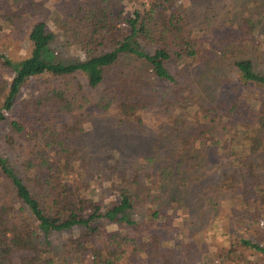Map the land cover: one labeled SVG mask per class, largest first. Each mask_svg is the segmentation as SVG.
<instances>
[{"label":"trees","instance_id":"obj_1","mask_svg":"<svg viewBox=\"0 0 264 264\" xmlns=\"http://www.w3.org/2000/svg\"><path fill=\"white\" fill-rule=\"evenodd\" d=\"M132 1L86 0L68 10L75 21L71 37L83 53L73 62L51 51L56 35L46 21L32 25L26 59L14 61L0 50V66L11 74L0 130L12 129L3 137L11 153L0 152V264H71L53 254L50 235L63 232L66 252L91 264H129L128 252L144 264H179L167 253L164 230L182 201L230 192L246 216L264 215V74L247 56L256 50L258 29L247 16L219 47L201 8L166 18L156 4L126 12ZM123 58L146 65L147 76L122 73L117 86L102 89ZM172 64L180 69L173 73ZM224 66L235 69L237 84L217 78ZM44 76L51 83L27 102L32 111L7 118L24 87ZM154 78L174 87L161 101ZM242 84L259 91L244 95ZM110 110L119 125L134 130L140 148L139 161L121 179L119 199L105 203L84 196L70 177L81 168L84 124L109 120L103 113ZM240 245L264 255L251 238H240ZM241 255L235 243L217 259L231 264Z\"/></svg>","mask_w":264,"mask_h":264},{"label":"rangeland","instance_id":"obj_2","mask_svg":"<svg viewBox=\"0 0 264 264\" xmlns=\"http://www.w3.org/2000/svg\"><path fill=\"white\" fill-rule=\"evenodd\" d=\"M85 2L86 0H0V50L14 61L26 59L32 51L28 39L32 25L38 21H46L56 35L50 48L53 54L60 56L65 62L83 58L78 42L71 37V33H74L72 29L75 28V21L68 10ZM154 4H156L157 13L160 15L164 13L166 18L174 12L177 15L188 17L196 12L197 8H201L203 11L199 13V17L207 13L206 22L215 28V32L212 31L210 35L215 39V45L218 44L219 47L222 46L218 41L227 39L230 34L234 35L241 22H244L248 16L247 18L251 20L255 29H258V33L256 44H254L256 50L248 51L247 56L254 60L256 69L264 74L262 57L264 55L260 59L257 57L258 52H264V0H174V2L133 0L125 3V10L128 13L139 9L143 11L150 9ZM65 25L68 26L67 30L63 27ZM121 26L124 30H128L126 23ZM228 26L231 27L229 31ZM141 46L144 47L143 43ZM177 69L180 67L172 64V72L174 73ZM122 73L129 77L134 73L143 76L148 74L147 66L140 61L123 58L120 65L112 72L110 77L112 79L102 89H112L117 86L119 83L117 84L116 80L123 79ZM217 78L219 80L229 78L233 83H238L236 82L237 72L228 66L220 69ZM78 80L77 78L75 83ZM10 81V72L0 66V111L3 110L6 88ZM79 81L83 83L85 89H89L85 79L81 78ZM153 82L160 101L163 96L170 95L174 89L172 84L166 80L154 78ZM50 83L46 76L31 80L19 95L14 112L6 113L7 118L11 119L16 116L15 113L18 110L32 111L30 104ZM53 84H55L54 81ZM232 86L233 84L224 89L229 90ZM239 91L245 95L257 93L259 88L255 86L249 88L242 84ZM29 101L32 102L29 104L27 103ZM103 114L110 119L101 118L94 123L92 121L84 124L83 127L87 134L83 138L84 147L80 154L81 168L70 178L81 183L80 189L84 196L100 198L105 203H110L119 199L118 187L126 185L125 182H121V179L126 171H130V166L136 165L139 161L140 147L137 140L132 137L135 134L134 130L129 125H119L114 110ZM8 133H12V129L3 124L0 130V152L6 155L11 153L9 148L3 144V137ZM128 137L133 140H129ZM70 178H64L61 181L66 183ZM149 187L152 188L151 185ZM181 203L182 205L177 206L173 223L164 230L167 253L176 256L175 261L179 264H221L217 259L218 253L223 249L228 251L229 247L235 243L238 252L242 255L231 264H264V255L251 253L250 249L240 245V238H251L264 246V215L260 214L258 221L246 216L236 205L230 192H221L215 197L213 195L206 198L199 194L192 203L187 200ZM183 208L187 211L184 212ZM186 215L187 217L189 215L187 222L185 221ZM179 222L183 224L179 226ZM67 237L66 232L50 235L53 254L60 260L67 258L71 264H91L90 259L78 256L68 249L67 251L72 255L66 252L63 244ZM39 240L45 241L42 237ZM127 259L129 264H144L132 252H128Z\"/></svg>","mask_w":264,"mask_h":264}]
</instances>
